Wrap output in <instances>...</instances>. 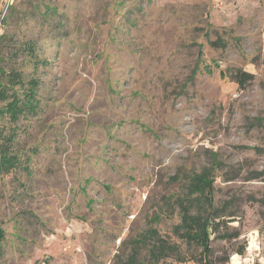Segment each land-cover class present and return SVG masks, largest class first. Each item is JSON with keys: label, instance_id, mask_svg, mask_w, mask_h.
Segmentation results:
<instances>
[{"label": "rangeland", "instance_id": "374dc122", "mask_svg": "<svg viewBox=\"0 0 264 264\" xmlns=\"http://www.w3.org/2000/svg\"><path fill=\"white\" fill-rule=\"evenodd\" d=\"M2 16L0 66L21 73L20 96L37 81V105L0 115L15 157L0 171V264H124L133 251L198 264L174 226L203 169L239 233L212 235L210 260L264 264V0H0ZM148 229L175 252L154 261Z\"/></svg>", "mask_w": 264, "mask_h": 264}, {"label": "trees", "instance_id": "16d2710c", "mask_svg": "<svg viewBox=\"0 0 264 264\" xmlns=\"http://www.w3.org/2000/svg\"><path fill=\"white\" fill-rule=\"evenodd\" d=\"M250 78H252V75L246 71H238L233 76V80L240 88H244ZM22 79L20 72L14 70L5 72L0 66V100L6 101L3 107L0 108V115L7 114L12 122L17 121L19 116L26 111L33 112L37 105L35 99L37 81L34 79L30 80V84L22 96L13 90L14 85L23 83ZM14 165L15 157L8 154L6 146L0 148V171H7ZM214 180L215 177L212 172L207 169L201 170L192 176L183 197L178 199L180 219L174 226V230L186 243L200 247L199 255L194 257L198 264H213L209 258L212 251L210 245L212 235L213 238L224 240L239 236L238 232L231 233L227 230L229 228L227 222L231 220L224 219V215H226L225 206H215L213 204ZM262 203L264 205V195ZM193 206L196 207L195 212H192ZM144 235L153 241L150 255L154 261L175 252L174 246L168 243L166 239L157 236L155 229H148ZM2 238L3 231L0 228V244ZM243 250L244 247L242 246L236 249L235 252L242 254ZM124 264H137L135 251L128 255Z\"/></svg>", "mask_w": 264, "mask_h": 264}, {"label": "built area", "instance_id": "2783aa9c", "mask_svg": "<svg viewBox=\"0 0 264 264\" xmlns=\"http://www.w3.org/2000/svg\"><path fill=\"white\" fill-rule=\"evenodd\" d=\"M13 2L14 0H4L5 8L9 7ZM2 26H3V16L0 17V32L2 30Z\"/></svg>", "mask_w": 264, "mask_h": 264}]
</instances>
